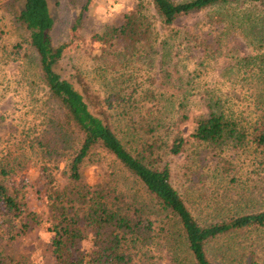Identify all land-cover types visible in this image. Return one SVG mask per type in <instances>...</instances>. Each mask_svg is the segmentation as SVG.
Here are the masks:
<instances>
[{
  "label": "rangeland",
  "instance_id": "374dc122",
  "mask_svg": "<svg viewBox=\"0 0 264 264\" xmlns=\"http://www.w3.org/2000/svg\"><path fill=\"white\" fill-rule=\"evenodd\" d=\"M47 2L54 20L53 41L56 45L68 44L58 71L66 78L78 73L99 96L107 95L109 90V94L115 92L125 99L118 101L117 107L114 102L110 109L113 131L130 152L145 150L147 153L150 147L153 148L158 166L168 165L172 186L200 224L214 222V211L220 208L217 205L206 208L204 197L210 202H218L222 201L220 196H234V200H239L237 195L243 194V200H251V210L264 209V146H257L252 139L259 132L264 134V45L249 42L239 30L220 21V18L238 17L255 8L234 4L176 19L174 29H185L190 34L201 31L207 42L200 44L198 39L189 43L188 49L177 58V69L169 66L168 77H165L158 75L156 48L158 40L168 31L162 30L151 0ZM139 2L153 24L150 41L154 42V37L157 41L155 45L151 44L146 57L137 54L129 60L121 57L109 61L122 73L109 72V56L102 53L103 45L96 35L121 24L123 15L134 11ZM21 5L20 0H0V169L9 173L8 176L0 173V181L9 178L4 184L12 191L18 190L28 212L39 214L43 220L47 210L41 168L46 166L54 177L56 191L68 194L71 186L66 165L70 153L68 148L64 150L61 146L56 150L47 147L49 152L44 150L46 145L43 144H52L49 138L56 106L50 101L40 77L38 56L25 41L23 29L14 21ZM73 25H76L74 32L71 31ZM109 74L120 77L117 80L109 77L108 83L105 77ZM130 95L131 101L136 98L133 103L128 102ZM122 108L129 109V114H121ZM210 110L223 111L239 122L245 128L243 142L238 144L229 140L221 146L190 142L178 155H170L163 142L168 143L176 129L186 137L193 129V117L207 115ZM183 112L188 117L185 121H181ZM150 124L155 125L154 133L145 132L151 128ZM256 124L257 129L253 130ZM81 175L85 184L105 183L116 188L127 202L134 201L163 222L161 230L165 222L168 223V232H175V240L179 239L178 228L175 230L170 226L172 219H164V213L157 211L155 201L144 188L110 156L95 151L83 163ZM220 176H224V180ZM85 206L76 205L80 214L85 211ZM27 226L26 233L11 244L10 253L26 257L30 264H53L52 234L48 225L42 221L40 225L29 223ZM84 233L87 238L80 245L86 252L91 250L92 238L88 237L89 229ZM164 235L167 236L165 231L159 237ZM259 236L260 232H251L233 238L237 257L231 263L221 261L224 247L221 243H208V257L213 264H241L240 258L249 261V253L260 251L257 245L251 246ZM159 237L157 240L163 246L155 249L154 258L147 264H175L173 256L183 257L181 264L191 260L173 238L166 247L164 239L161 241ZM263 253L261 251L259 255Z\"/></svg>",
  "mask_w": 264,
  "mask_h": 264
},
{
  "label": "trees",
  "instance_id": "16d2710c",
  "mask_svg": "<svg viewBox=\"0 0 264 264\" xmlns=\"http://www.w3.org/2000/svg\"><path fill=\"white\" fill-rule=\"evenodd\" d=\"M22 5L14 16V21L23 29L25 41L36 52L40 77L47 90L50 101L56 106V118L51 120L52 141L44 147L67 149V180L70 184L68 194L55 189L54 177L46 166L41 168L42 187L45 188L46 218L28 212L24 198L18 195V190H10L0 181V264H30L26 257H16L10 253L13 241L24 235L29 223L40 225L45 222L52 234L53 264H147L154 258L155 249L163 246L157 239L161 232L165 246L174 234L168 232V223L154 218L153 213H147L134 201L127 202L124 195L116 188H110L105 183L89 185L83 183L81 167L95 151L102 152L116 161L126 172L133 176L145 192L150 196L158 208L164 213V219L170 220L172 229L178 228V240L175 243L183 248V254L188 253L191 260L185 264H213L207 253L208 243H221V261L231 263L237 257L233 238L238 234L259 232L251 246L257 245L258 250L264 252V209L251 210V200H234V196L224 195L222 201L210 202L204 197L206 208L217 205L220 208L214 214V222L200 224L192 215L185 200L172 186L170 170L167 164L158 166L155 152L150 147L149 152H130L110 125L112 117L110 109L113 103L117 107L125 99L115 92L99 96L90 90L88 84L79 74L63 77L58 67L68 48L67 43L55 44L52 37L54 20L51 16L47 0H20ZM90 0H87V3ZM152 6L159 17L162 30L168 34L158 40L156 60L158 75L167 76L168 67L177 69L178 56L188 49V44L200 40V44L207 42V37L185 29H174L175 20L191 13L202 12L207 9L220 8L234 4H247L255 9L240 16L220 18L232 29L239 30L249 42L264 45V0H187L174 2L172 0H151ZM218 21V20H217ZM73 25L71 31H75ZM153 24L143 12L142 2L135 10L123 15V22L118 26H111L109 30L96 35L103 46L105 55L109 56L107 69L119 71L110 62L121 57L133 58L148 55L146 52L155 45L157 38L151 42ZM263 44V45H262ZM180 47H185L181 49ZM264 49V46H263ZM103 54V55H104ZM205 55V53H204ZM109 77L119 79L109 74ZM168 77V76H167ZM261 79V78H260ZM264 82V77L262 79ZM153 82V80H151ZM132 95L129 96L128 102ZM124 100V101H123ZM119 101V102H118ZM124 106V105H123ZM126 106V105H125ZM180 106L183 105L180 103ZM211 108V107H210ZM115 110V107H114ZM121 114L128 115L129 109L122 108ZM181 121L188 117L183 112ZM193 129L185 137L179 129L175 130L172 139L163 144L167 152L176 156L181 153L190 142L211 143L225 145L227 142L241 144L244 140L245 128L234 118L223 111L210 110L207 115H195L192 119ZM145 130L154 133L155 125ZM254 125L253 130L257 129ZM129 136L131 134L127 133ZM257 146H264V134L259 132L253 136ZM48 141V140H47ZM48 141V142H49ZM40 146L42 144H39ZM143 145V144H142ZM71 151H70V149ZM46 152H49L47 149ZM1 175L9 173L0 169ZM224 180V176H220ZM10 185V183H9ZM40 192V190H37ZM86 208L79 213L76 205ZM157 221V222H156ZM154 222L156 226L154 227ZM85 229H89L88 237L92 238L89 251L81 249V242L87 238ZM180 232V233H179ZM176 236V237H177ZM91 241V240H90ZM232 246V247H231ZM255 250L249 253V261L241 259V264H264V253L259 255ZM175 264H181L183 257L173 256ZM253 257V258H252ZM184 262V261H183Z\"/></svg>",
  "mask_w": 264,
  "mask_h": 264
}]
</instances>
